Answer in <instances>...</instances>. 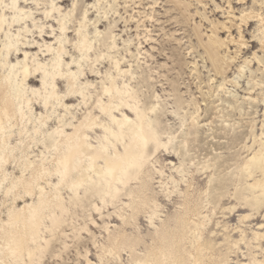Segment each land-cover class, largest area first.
<instances>
[{"label": "rangeland", "instance_id": "obj_1", "mask_svg": "<svg viewBox=\"0 0 264 264\" xmlns=\"http://www.w3.org/2000/svg\"><path fill=\"white\" fill-rule=\"evenodd\" d=\"M262 3L19 0V13L0 8V17L5 18L0 22V89L8 86L5 93L28 119L20 125V117L12 118L10 160L0 168V182L1 171L8 175L0 186V222L8 219L10 211L19 213L38 203L36 195L27 203L20 196L16 201L13 198L16 193L23 195V186L32 181L33 169L43 158L53 172V159L65 149L54 147L60 139L56 130L72 133L91 113L101 125L89 133L92 149L104 143L106 155L115 149L124 153L131 131L125 130L122 142L117 143L113 135L104 139L106 128L116 131V125L98 108L113 105L103 87L118 86L123 94L113 99L114 104L120 103L117 97L123 98L147 114L145 127L157 125L160 132L159 151L144 162L141 180L124 189L120 184L118 199L106 195L107 204L92 191L93 181L79 188L78 201L71 189L47 172L40 181L45 195L59 190L58 202L69 210L64 217L57 209L52 219L49 214L44 217L37 243L45 249L35 264H139L136 260L145 264L147 258L160 257L151 251L162 235L176 255L186 260L198 234L202 235V254L211 257L205 264L264 262V201L261 209L249 206L257 195L249 184L261 173L253 170L248 178L241 170L249 154L264 143ZM212 46L216 50L211 61L206 48ZM25 64L35 83L24 79ZM39 66L40 74L34 76ZM70 96L73 101H67ZM45 102L46 109L34 106ZM115 113L123 118L121 112ZM165 149L180 158L166 159ZM89 164L84 162L80 171L94 176L96 168L105 167L103 160L94 161L92 167ZM12 180L18 186L5 196ZM128 192L130 197L125 195ZM242 207L247 209L237 212ZM198 213L202 214L194 215ZM247 214L251 217L242 220ZM199 218L204 226L194 234L190 229L194 230ZM54 219L63 223L49 232ZM84 225L88 231L77 235ZM109 247L115 248L112 254Z\"/></svg>", "mask_w": 264, "mask_h": 264}, {"label": "bare ground", "instance_id": "obj_2", "mask_svg": "<svg viewBox=\"0 0 264 264\" xmlns=\"http://www.w3.org/2000/svg\"><path fill=\"white\" fill-rule=\"evenodd\" d=\"M53 11L54 9L48 11V13H51ZM47 17H49V15H47ZM206 49L210 55V60H214V53L216 49L213 46ZM48 51H50V48H48ZM25 55L27 57L28 54L25 53ZM213 66L218 73H221V67L219 65L215 64ZM40 69V66L34 69V76L36 74H40L38 72ZM23 75L24 79L28 80L29 83H35L33 78H31L28 74V66L26 64L23 67ZM37 77H39V75ZM5 86L6 85L3 84L2 88L0 89V168L6 167L8 164V160H10V151L8 149V144L10 141L9 136L15 126L14 123H12V118H15L17 121L20 117V125H23L28 120L25 119L26 114L23 112V110L17 111L15 100L11 97V95H7L5 93L8 88V86ZM103 90L105 93L110 94V101L113 105L110 107L101 106L98 108L100 110V113H102L103 115H108V117L111 118L116 125V131H112L110 127L106 128V135L104 139L108 140V135H113L117 143L122 142L124 140L123 134L125 133V130H128L131 131V134L129 136V145L124 147V153H121L119 149H115L112 155L105 154L107 146L104 143H102L99 149H92V145L88 142L89 133L90 131H97V128L95 127L101 125L99 124L100 122H97V117L91 116V113L88 114L85 120L80 122L78 126H75V129L72 133H68L65 130H56L60 139L55 140L54 147L55 149L58 147L57 151H59L60 146H64L65 149L62 150V152L59 153V155L56 156L55 159H53V172L49 171V169L46 168V162L48 159L43 158L42 164L33 169L34 173L32 181L23 186V195L20 193H16L13 198L14 201H16V197L20 196L19 198L22 199L23 202L27 203L28 200L32 199L36 195L38 196V203L31 207H24V210L19 213H12V211H10L8 219L6 221L2 220L0 222V260L4 261L5 264H35L37 257L40 261L45 247L44 244L37 243V238L41 231V226L44 223V217L49 214V218L52 219V216H55L56 213H58L57 210L62 213L61 217H64V214L69 210V208L63 203L58 202L60 200L59 190H57L50 196L45 195V188L40 185V181L44 180L47 172L50 177L55 175L59 183H64L66 189H71L73 191V198L78 201L80 197L79 188L89 180L93 181L94 185L92 187V191L95 194L102 195L101 201L104 204H107V201L104 197L108 195L114 200L118 199L120 195L119 193L122 191L120 184L123 185L124 189L131 182L141 180L140 175L144 171V162L158 153L159 147L161 145V140L159 137V127L157 125H149L148 127H145L144 123L147 118V114L140 113L137 107H132L127 101H124L123 98L117 97L116 100L120 103L115 105L114 103L116 102H114L113 99H115L117 95L121 96L123 94V90H121L118 86L114 85L111 88L103 87ZM73 91L74 90H72V92ZM73 100L74 97L72 96L67 99V101ZM26 102V106L29 107V100H27ZM47 105L48 103L45 102L44 105L40 104L34 106H36V109L41 110L43 108L46 109ZM120 107H124L125 109H120ZM115 112H121L123 118L118 119L115 115ZM150 112H152V110H150ZM133 116L134 118L130 119V117ZM48 118L49 117H47L46 119ZM35 133H37V130H35ZM20 135L21 139L23 140L24 137L22 135V131ZM150 144H152V147L148 149ZM260 144H262L261 148L251 152L249 154L250 157L241 165V170L248 173V178L252 177L253 170L261 173V176L259 178L253 179V181H251V183L249 184L250 189L257 193L255 201L252 205L249 206L252 207L253 205H255L257 206L256 209H261L263 206V204H261V201H264V143ZM112 145L116 148V144L114 142H112ZM250 149L251 148H249V150ZM162 151L164 152V156L166 157V159L180 158L178 157L177 153L172 154V152H169L168 149ZM96 160H103L105 167H103L102 169L96 168L93 171L95 177L90 173L80 171L81 165L84 162L90 163L89 166L92 167L94 161ZM85 167L87 166L85 165ZM76 172H78V174ZM75 173L76 176L73 177V174ZM1 174L2 180L0 182V186L8 181V175H6L5 171H1ZM106 176H108L109 178H106ZM12 181L13 182L9 186L7 185V188L5 189V196H8L9 193L16 189L18 186L19 182L14 180ZM45 182L50 185V182L48 180H45ZM104 182L105 185L103 184ZM143 187L145 188L147 186L144 184ZM37 189L38 193H36ZM142 190L143 189H141V192ZM172 193L173 192L169 193V198L171 197ZM125 195L130 197L132 193L128 192ZM141 202L148 204L147 202L150 201L144 200ZM94 208L96 211H99L97 204H94ZM246 209V207H242L237 212L243 210L245 211ZM230 211L232 212L233 209H230ZM156 213V210H152V215H156ZM201 214L202 213H198L194 215L199 216ZM249 217H251L250 214L243 215L242 220H245ZM150 220L152 223L153 220ZM62 223V219L51 220L49 232L58 229L62 225ZM180 223V225H182L184 221H181ZM194 224V230L190 229V231L196 234L200 231V228L204 226V222L199 218V221L194 222ZM85 230L88 231L87 225H84L80 229H78V234H76L80 235V232ZM257 237L260 236L256 235V239ZM165 239L166 238L163 235L159 236L158 245L151 251L152 256H155L153 253L158 252V255L160 257L156 258V260L147 258L143 263L205 264L207 262H205L206 258L211 261V257H207V255L202 254L203 244L201 242L202 235L200 234L195 236L192 242L193 250L195 251V253L194 251H188V258L186 260L181 256H177L176 251L173 250V246L167 243V241H164ZM42 240H44L46 242V245H48V241L46 238H42ZM34 243L35 246L33 247L32 244ZM114 249L115 248L109 247L107 250L109 254H112ZM88 253L89 252L87 251V254ZM27 257L28 261L26 259ZM85 257L87 258V255ZM166 257L170 258V261L164 259ZM136 261H139V264L142 263V260ZM257 264H262V262H257Z\"/></svg>", "mask_w": 264, "mask_h": 264}, {"label": "snow or ice", "instance_id": "obj_3", "mask_svg": "<svg viewBox=\"0 0 264 264\" xmlns=\"http://www.w3.org/2000/svg\"><path fill=\"white\" fill-rule=\"evenodd\" d=\"M0 8H4L6 10L11 9L16 13H19V0H11L10 4L5 3V0H0ZM262 8H264V3H262ZM4 19V17H0V22H3ZM13 19H15V17H13ZM260 19L262 21V31H264V16H261ZM0 264H5V262L0 260ZM262 264H264V262H262Z\"/></svg>", "mask_w": 264, "mask_h": 264}]
</instances>
